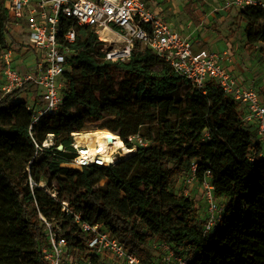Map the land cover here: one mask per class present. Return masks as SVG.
<instances>
[{
  "label": "trees",
  "instance_id": "16d2710c",
  "mask_svg": "<svg viewBox=\"0 0 264 264\" xmlns=\"http://www.w3.org/2000/svg\"><path fill=\"white\" fill-rule=\"evenodd\" d=\"M244 11L245 33L264 43V8ZM8 25L0 0V54L16 41ZM72 46L65 99L55 112L34 120L20 97L29 83L0 96V220L19 231L0 234V264H47L39 213L61 219L69 244L84 254L74 214L104 223L143 261L154 251L150 241L160 238L185 253L188 264H264V155L238 102L214 80L192 87L139 44L126 62L105 60L89 26H77ZM92 121L125 145L133 134L148 144L109 166H62L76 154L72 133ZM191 160L198 176L212 173L215 196L227 200L221 223L208 234L194 200L172 187Z\"/></svg>",
  "mask_w": 264,
  "mask_h": 264
},
{
  "label": "built area",
  "instance_id": "2783aa9c",
  "mask_svg": "<svg viewBox=\"0 0 264 264\" xmlns=\"http://www.w3.org/2000/svg\"><path fill=\"white\" fill-rule=\"evenodd\" d=\"M8 14V34H16V44L9 41L0 54V96L24 84L34 88L20 91V97L28 109L39 116L55 112L65 99V72L69 59L75 53L77 26H89L102 42L100 50L107 61L126 62L136 44L149 49L170 64L192 87L202 89L206 81H216L223 91L238 102L240 117L251 133L252 143L261 146L264 155V94L255 86L241 85L226 63L229 52L215 49L193 50L194 39L166 22L148 0H2ZM259 5L264 0H222L226 8L244 10ZM32 51L34 58L25 70H19L17 57ZM72 133L70 146L76 154L69 161L72 168L82 170L90 165L109 166L123 159L119 149L110 153V161L100 147L93 154L89 146L74 143ZM48 145V142L44 143ZM147 140L139 134L128 137L129 148L137 150L146 146ZM132 151V153L134 152ZM250 160H253L250 158ZM78 166V167H75ZM198 164L191 160L186 171L176 175L172 187L176 192L195 200L200 194L204 205L202 230L213 232L223 218L222 198L214 193L212 173L207 170L197 175ZM178 186L174 187V183ZM62 210L68 212V203L62 202ZM74 222L84 237L87 254L69 244L61 219H47L39 213L43 227L40 250L47 264H100L108 257L116 264H147L109 230L104 223H90L79 214ZM166 246H171L163 240ZM108 264H111L110 262ZM179 264H188V260Z\"/></svg>",
  "mask_w": 264,
  "mask_h": 264
},
{
  "label": "rangeland",
  "instance_id": "374dc122",
  "mask_svg": "<svg viewBox=\"0 0 264 264\" xmlns=\"http://www.w3.org/2000/svg\"><path fill=\"white\" fill-rule=\"evenodd\" d=\"M215 0H211L213 2ZM195 2H202L198 5V12L201 14L198 18L194 14V7L191 5L189 7L186 6V0H151V3L154 4V8L160 12L166 22L171 23L174 27H176L182 34H188L191 30L196 27L203 28V32L207 30H211L214 33V38L216 40L215 48L218 51H222V47L230 48L233 50L234 48H242L243 55L245 52H250L252 47L254 46L255 41L248 34L245 33L246 21L248 19V14L244 10L236 9V13L231 15L230 8H226V14H221L218 9L213 10L211 19L207 16L205 17L203 14L206 12L201 6L205 3V0H195ZM194 9V10H193ZM238 10V11H237ZM199 34L198 38L194 42L193 48L196 49H208L214 48L211 45H208L204 33ZM212 33V34H213ZM247 36V37H246ZM10 38L14 40H18L16 38V34L13 32L10 34ZM223 44L224 46H221ZM14 47L17 46L16 42H13ZM261 54L258 59L259 63H264V43H259V48H257ZM212 50V49H209ZM34 58V54L32 51L26 52L24 55L19 54L17 57L18 68L19 70H25L28 65L32 63ZM246 58V55H245ZM30 63V64H29ZM264 67V66H263ZM29 68V67H28ZM1 69V66H0ZM29 88H34L33 85H30ZM101 122V121H100ZM100 122H97L99 124ZM84 128L81 130L83 131ZM63 166V165H62ZM68 167V166H65ZM78 180V179H77ZM105 180H102L100 183H104ZM40 187L44 186V181H41L39 184ZM47 191H53L52 189H47ZM227 200L222 199V204H225ZM195 205V217L199 220H202L204 214V205L202 203V199L200 194L195 197L194 200ZM19 231L13 226L12 223H3L0 220V234L3 235H17ZM154 251L152 256L144 260L147 264H179L180 261H186L188 258L187 255L180 250H177L175 247L166 246L163 243V240L160 238H154L150 241ZM116 264V261L110 259L108 257H104L100 260V264ZM118 264V263H117Z\"/></svg>",
  "mask_w": 264,
  "mask_h": 264
},
{
  "label": "crops",
  "instance_id": "0c3cea01",
  "mask_svg": "<svg viewBox=\"0 0 264 264\" xmlns=\"http://www.w3.org/2000/svg\"><path fill=\"white\" fill-rule=\"evenodd\" d=\"M149 3L154 8V4L151 3V0H148ZM202 3V2H201ZM200 2H195V0H186V6L189 7L190 5L194 7V14L193 18L195 19L200 17L201 14L198 12L197 8L198 5L201 4ZM206 12L203 14L205 17L212 18L213 16V10H217L221 14H226V9L222 6V0H215L211 2V0H205V3L201 6ZM217 8V9H216ZM155 9V8H154ZM156 10V9H155ZM236 9L230 8L231 15L234 16ZM238 11V10H237ZM198 20H200L198 18ZM174 27V26H173ZM176 28V27H175ZM203 32V28L196 27L193 30H191L188 34L193 37L194 42L198 38L199 34ZM204 33V32H203ZM211 30L205 31V37L208 36V39H206V42L208 45H211L214 48H208V49H215L216 40L214 38V33ZM185 35V34H183ZM249 36V35H248ZM247 37V36H246ZM254 40V39H253ZM255 41V40H254ZM260 41H255L254 46L252 47L250 52H245V55H243V51H241L242 48H234L231 50L230 48H226L223 44H220L222 47V51L226 50L230 54L229 60L226 61V63L231 68L232 74L236 78L237 82L241 85H250L255 86L261 93L264 94V63H259L258 59L260 58L261 54L257 48H259ZM194 46V45H193ZM197 50V49H196ZM218 51V50H217ZM30 64V63H29ZM178 182L174 183V187L178 186Z\"/></svg>",
  "mask_w": 264,
  "mask_h": 264
},
{
  "label": "bare ground",
  "instance_id": "6f19581e",
  "mask_svg": "<svg viewBox=\"0 0 264 264\" xmlns=\"http://www.w3.org/2000/svg\"><path fill=\"white\" fill-rule=\"evenodd\" d=\"M74 143H84L89 146L88 152L93 154L96 147H100L105 161H110V153L115 149H119L122 156H129L134 148L126 146L121 137L106 128H100L97 122H87L84 125V130L79 131L73 137ZM63 166H72L70 162H62ZM78 167V166H75Z\"/></svg>",
  "mask_w": 264,
  "mask_h": 264
},
{
  "label": "water",
  "instance_id": "95a60500",
  "mask_svg": "<svg viewBox=\"0 0 264 264\" xmlns=\"http://www.w3.org/2000/svg\"><path fill=\"white\" fill-rule=\"evenodd\" d=\"M61 147H62V146L60 145V146H59V149H60Z\"/></svg>",
  "mask_w": 264,
  "mask_h": 264
}]
</instances>
